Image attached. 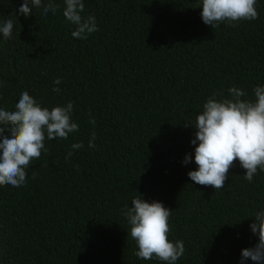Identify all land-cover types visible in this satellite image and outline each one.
<instances>
[{"label": "trees", "instance_id": "1", "mask_svg": "<svg viewBox=\"0 0 264 264\" xmlns=\"http://www.w3.org/2000/svg\"><path fill=\"white\" fill-rule=\"evenodd\" d=\"M22 3L0 0V24L14 25L0 34V108L14 110L22 91L49 110L72 101L79 130L45 139L26 185L0 186V264H166L134 254L122 209L138 195L172 211L168 238L185 245L176 264H241L258 243L250 225L264 209V172L249 183L236 161L222 189L196 184L195 129L185 125L213 93L231 98L235 86L252 98L264 86V0L257 19L214 28L200 0H83L99 28L87 39L72 37L64 0L27 18Z\"/></svg>", "mask_w": 264, "mask_h": 264}, {"label": "clouds", "instance_id": "2", "mask_svg": "<svg viewBox=\"0 0 264 264\" xmlns=\"http://www.w3.org/2000/svg\"><path fill=\"white\" fill-rule=\"evenodd\" d=\"M200 3L202 21L212 28L225 21L236 26L240 21L258 18L257 0H200ZM59 9L60 5L55 0H23L18 12L27 18L34 10L47 16ZM84 9L83 0H64L63 16L75 25L71 33L73 38L87 39L99 31L95 15H82ZM13 27L11 19L0 24V34L4 39L12 36ZM60 83V78L54 81L55 85ZM52 90L56 93L61 91L59 87ZM252 91V98H247L248 94L235 86L228 89L231 98L217 99L223 94H211L203 104V110L196 115L195 123L185 125L195 129L191 144L195 146L194 161L198 167L188 172L191 181L220 190L236 161L246 170L244 179L249 183L258 170L264 172V86L257 85ZM72 113V101L49 110L28 91L20 93L14 110L0 108V186L19 188L26 185V170L33 160L41 157L42 151H47L45 139L67 140L69 134L79 130V125L71 119ZM89 122L95 125L94 118ZM6 132L9 135H5ZM95 139L93 131L89 148L95 147ZM82 147L83 142L73 143L65 159ZM191 161L192 157L186 155L183 163ZM131 205H125L122 214L130 226L128 235L137 245L135 256L145 261L155 258L166 264H176L185 253V245L183 240L173 242L168 238L172 211L162 202L145 201L142 195L134 197ZM254 218L250 229L258 236V243L242 249L241 264L248 259L264 264V209L257 211Z\"/></svg>", "mask_w": 264, "mask_h": 264}]
</instances>
